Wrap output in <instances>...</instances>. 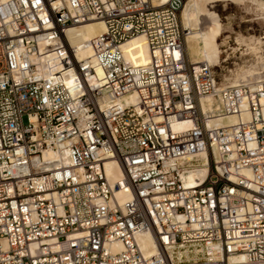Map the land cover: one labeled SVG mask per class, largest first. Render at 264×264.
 <instances>
[{
	"label": "built area",
	"instance_id": "built-area-1",
	"mask_svg": "<svg viewBox=\"0 0 264 264\" xmlns=\"http://www.w3.org/2000/svg\"><path fill=\"white\" fill-rule=\"evenodd\" d=\"M182 3L0 0V264H264V73L231 84L190 63ZM90 17L93 64L63 32ZM137 33L148 59L128 64L120 42ZM208 94L239 120L212 122Z\"/></svg>",
	"mask_w": 264,
	"mask_h": 264
},
{
	"label": "bare ground",
	"instance_id": "bare-ground-1",
	"mask_svg": "<svg viewBox=\"0 0 264 264\" xmlns=\"http://www.w3.org/2000/svg\"><path fill=\"white\" fill-rule=\"evenodd\" d=\"M163 1L165 0H151L152 3ZM258 1L264 3V0ZM200 4H207V0H186L185 2L183 1L180 8V22L184 28H187L186 34L184 36L183 49L187 60L190 63L206 62L207 64L213 66L211 60L215 54V49L212 48L210 42H213L215 39L221 36L224 27L222 23L218 22L220 21V18L215 11H206V15L202 18ZM260 8L264 9V5ZM201 22H204V24L201 25ZM103 27V21L100 18L90 17L79 23L67 25L64 28V36L69 45L72 47L74 55L77 59L86 58L90 64H93L92 52L87 40L91 36L101 32ZM236 42L238 44L245 45L246 48L251 53L253 52L256 54L257 57H264V54L262 55L260 52V43L264 42L262 38L254 36L244 37L241 34H238L236 37ZM120 49L122 51L124 60L128 64H140L147 62L148 47L145 36L141 33H137L121 41ZM218 51L221 52V50ZM254 65L251 64L247 67H239V69L234 72L231 78H227V82L234 84L241 78L245 79V77L258 74L260 72L258 68H264V60L260 62L258 67H255ZM96 71L98 74L101 72L100 68L98 67L96 68ZM70 76L71 74H68L64 77V79L66 81H70ZM120 100L124 102H134L135 91H130L124 94L122 97H120ZM200 105L203 110L207 109L212 112V122L217 125L232 124L239 120V117L236 115L221 114L220 103L216 96L209 94L201 96ZM240 117L242 119H247V111H242ZM185 124L187 125L188 123ZM171 126L174 129H178L182 126V123L174 122L171 124ZM55 155L56 154L52 149H45L42 151L43 158L53 159L55 158ZM185 159L190 163H202L207 159V149L205 151H201L198 154H189L185 157ZM205 169L206 168L204 166H193L188 168L187 171L183 173L184 182H191L195 175H203ZM104 170L109 182L117 179L121 171L120 168H114L113 162L109 159H106L104 162ZM243 172L248 174L247 170H243ZM115 195L118 199H123L126 197L125 193H123L121 190H115ZM137 241L144 254H149L154 250L155 242L152 238V235L148 232L139 234L137 236Z\"/></svg>",
	"mask_w": 264,
	"mask_h": 264
},
{
	"label": "rangeland",
	"instance_id": "rangeland-1",
	"mask_svg": "<svg viewBox=\"0 0 264 264\" xmlns=\"http://www.w3.org/2000/svg\"><path fill=\"white\" fill-rule=\"evenodd\" d=\"M263 5L264 3L258 0H207V4H200L202 18L206 15V11H215L220 18L218 22L222 23L224 27L221 36L210 42L212 48L215 49V57L213 55L211 63L219 81H227V78H231L241 66L247 67L255 64L254 66L258 67L264 60L263 56L262 58L257 57L245 45L236 42L238 34L244 37H259L264 40V9L260 8ZM200 24L202 25L204 22ZM260 50L263 55L264 42L260 43ZM258 70L260 71L258 74L245 77V79L264 73V68L259 67Z\"/></svg>",
	"mask_w": 264,
	"mask_h": 264
}]
</instances>
